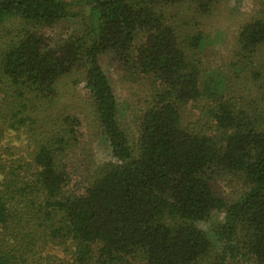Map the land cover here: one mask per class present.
<instances>
[{
    "label": "trees",
    "instance_id": "obj_1",
    "mask_svg": "<svg viewBox=\"0 0 264 264\" xmlns=\"http://www.w3.org/2000/svg\"><path fill=\"white\" fill-rule=\"evenodd\" d=\"M70 1L0 0V264H264V98L226 94L201 68L205 35L181 39L166 19L179 3L206 13L214 0H85V17ZM255 2L237 38L244 59L264 46V0ZM79 16L81 29L55 41L51 31ZM106 55L123 82L148 87L134 141ZM71 73L114 160L92 164L79 193L65 162L83 122L59 89ZM261 73L251 74L259 94ZM10 132L25 147L5 146ZM214 175L228 176L235 201L214 192ZM212 213L224 214L218 248L199 227Z\"/></svg>",
    "mask_w": 264,
    "mask_h": 264
},
{
    "label": "rangeland",
    "instance_id": "obj_2",
    "mask_svg": "<svg viewBox=\"0 0 264 264\" xmlns=\"http://www.w3.org/2000/svg\"><path fill=\"white\" fill-rule=\"evenodd\" d=\"M70 1V0H68ZM73 4L72 11L81 12L79 15L89 16V9L86 7L85 0H71ZM259 6L255 0H214L211 12L200 13L189 2L179 3L168 8L167 20H173L181 39L185 34L201 32L206 37V44L201 51V61L204 63V74L213 80H219L226 88V94L240 97L244 101L257 102V96L264 98V46L258 48L250 59H244L237 56L238 46L237 38L239 28L255 18ZM81 17H73L66 24L56 26L51 31V36L57 41L59 38H65L73 35L81 29ZM99 63L106 74L113 89L115 99L118 104V119L120 127L134 141L139 133L137 116L142 109L143 102L140 97L148 94V87L143 84L140 87L122 81V75L119 73L115 62L110 56H101ZM261 71L262 79L259 81L262 86V92L259 94L258 83L251 79L252 72ZM203 74V75H204ZM78 75L72 74L63 78L59 84L60 92L64 100L71 103L77 111L76 115L81 117L83 125L80 129V145L74 159L65 162L67 172L70 174L69 188L79 193L90 173L91 165H102L106 162L114 161L107 140L101 131L93 128V119L90 117V110L87 106L86 92L84 82L75 79ZM78 80H81L79 78ZM205 81L208 79H204ZM138 89V90H137ZM263 93V94H262ZM264 105V100L262 101ZM78 109V107H80ZM78 112V113H77ZM184 119L192 122L198 117L196 108L187 105L182 109ZM86 120V121H84ZM5 146L25 147V137H17L15 133H7L2 142ZM94 166V167H95ZM228 176L214 175L210 184L214 192L227 201H235L236 195L228 185ZM224 220L223 213H212L206 222H201L199 227L208 233L212 241L216 242L213 227ZM217 248L220 245L216 244ZM122 264V263H120Z\"/></svg>",
    "mask_w": 264,
    "mask_h": 264
}]
</instances>
